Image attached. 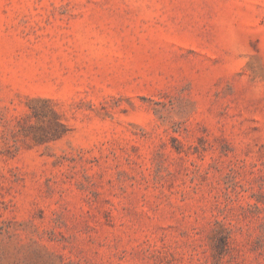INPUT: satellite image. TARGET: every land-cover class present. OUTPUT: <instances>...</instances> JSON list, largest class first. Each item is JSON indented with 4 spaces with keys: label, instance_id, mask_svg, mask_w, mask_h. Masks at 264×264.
I'll use <instances>...</instances> for the list:
<instances>
[{
    "label": "rangeland",
    "instance_id": "374dc122",
    "mask_svg": "<svg viewBox=\"0 0 264 264\" xmlns=\"http://www.w3.org/2000/svg\"><path fill=\"white\" fill-rule=\"evenodd\" d=\"M0 264H264V0H0Z\"/></svg>",
    "mask_w": 264,
    "mask_h": 264
}]
</instances>
